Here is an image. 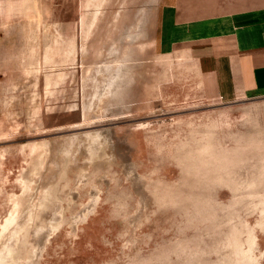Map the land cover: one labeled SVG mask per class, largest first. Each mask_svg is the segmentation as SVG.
<instances>
[{
    "label": "rangeland",
    "instance_id": "rangeland-1",
    "mask_svg": "<svg viewBox=\"0 0 264 264\" xmlns=\"http://www.w3.org/2000/svg\"><path fill=\"white\" fill-rule=\"evenodd\" d=\"M220 7L0 0L1 264H264V96L162 47Z\"/></svg>",
    "mask_w": 264,
    "mask_h": 264
},
{
    "label": "crops",
    "instance_id": "crops-1",
    "mask_svg": "<svg viewBox=\"0 0 264 264\" xmlns=\"http://www.w3.org/2000/svg\"><path fill=\"white\" fill-rule=\"evenodd\" d=\"M255 9L223 13L220 7L206 18L183 19L177 37L172 29L162 47L172 53V42L180 40L179 50L199 65L218 99L264 96V7Z\"/></svg>",
    "mask_w": 264,
    "mask_h": 264
},
{
    "label": "bare ground",
    "instance_id": "bare-ground-1",
    "mask_svg": "<svg viewBox=\"0 0 264 264\" xmlns=\"http://www.w3.org/2000/svg\"><path fill=\"white\" fill-rule=\"evenodd\" d=\"M15 212H16V211H15ZM15 214H16V215H15ZM15 214H12V215H14V216H12V217L10 218L9 222H7L9 226L17 222V220L19 219V215L21 214V212H20V211H19V212L17 211V213H15ZM10 227H11V226H10ZM0 264H1V263H0Z\"/></svg>",
    "mask_w": 264,
    "mask_h": 264
}]
</instances>
